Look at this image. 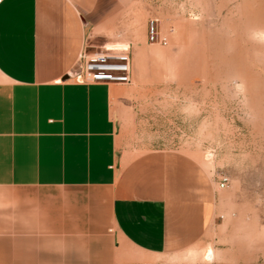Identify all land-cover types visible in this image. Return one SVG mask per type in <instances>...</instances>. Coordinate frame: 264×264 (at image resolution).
I'll list each match as a JSON object with an SVG mask.
<instances>
[{"label": "crops", "instance_id": "obj_1", "mask_svg": "<svg viewBox=\"0 0 264 264\" xmlns=\"http://www.w3.org/2000/svg\"><path fill=\"white\" fill-rule=\"evenodd\" d=\"M133 3L0 4V264H191L213 223L181 160L122 149L123 85L66 77L89 43L129 41Z\"/></svg>", "mask_w": 264, "mask_h": 264}, {"label": "rangeland", "instance_id": "obj_2", "mask_svg": "<svg viewBox=\"0 0 264 264\" xmlns=\"http://www.w3.org/2000/svg\"><path fill=\"white\" fill-rule=\"evenodd\" d=\"M128 11L129 41L86 47L130 44L122 149L173 156L212 186L214 221L182 260L264 264V0H134ZM152 24L166 46L148 42Z\"/></svg>", "mask_w": 264, "mask_h": 264}, {"label": "built area", "instance_id": "obj_3", "mask_svg": "<svg viewBox=\"0 0 264 264\" xmlns=\"http://www.w3.org/2000/svg\"><path fill=\"white\" fill-rule=\"evenodd\" d=\"M2 2L3 0H0V4ZM147 40L150 44L159 46L168 44V37L162 33H156L153 24L148 32ZM66 77L81 85H128L132 77L130 45H122L120 48L103 46L101 50L92 53L82 51L77 63ZM227 184L228 177L219 176L218 189H224Z\"/></svg>", "mask_w": 264, "mask_h": 264}, {"label": "bare ground", "instance_id": "obj_4", "mask_svg": "<svg viewBox=\"0 0 264 264\" xmlns=\"http://www.w3.org/2000/svg\"><path fill=\"white\" fill-rule=\"evenodd\" d=\"M106 47L120 48L121 45H106ZM208 259H211V256H208Z\"/></svg>", "mask_w": 264, "mask_h": 264}]
</instances>
